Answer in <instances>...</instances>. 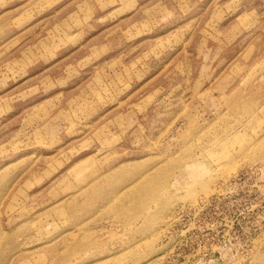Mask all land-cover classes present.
Masks as SVG:
<instances>
[{"label":"rangeland","instance_id":"rangeland-1","mask_svg":"<svg viewBox=\"0 0 264 264\" xmlns=\"http://www.w3.org/2000/svg\"><path fill=\"white\" fill-rule=\"evenodd\" d=\"M0 264H264V0H0Z\"/></svg>","mask_w":264,"mask_h":264},{"label":"bare ground","instance_id":"bare-ground-1","mask_svg":"<svg viewBox=\"0 0 264 264\" xmlns=\"http://www.w3.org/2000/svg\"><path fill=\"white\" fill-rule=\"evenodd\" d=\"M193 167V166H192Z\"/></svg>","mask_w":264,"mask_h":264}]
</instances>
